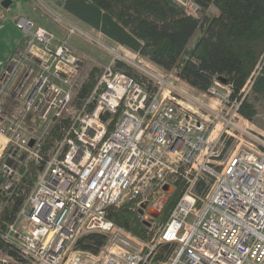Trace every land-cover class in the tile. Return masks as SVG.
Here are the masks:
<instances>
[{
  "label": "built area",
  "instance_id": "2783aa9c",
  "mask_svg": "<svg viewBox=\"0 0 264 264\" xmlns=\"http://www.w3.org/2000/svg\"><path fill=\"white\" fill-rule=\"evenodd\" d=\"M35 1L62 35L19 15L21 36L0 73V210L26 183L30 164L42 165L2 233L20 259L0 249V261L264 264V137L242 125V99L232 98V86L216 82L202 92L225 105L218 109L179 86L174 72ZM174 1L184 14L198 16L203 9L204 0ZM72 36L110 56L86 97L80 90L88 57L69 42ZM119 62L156 90L118 69ZM213 119L221 126L217 135V127L208 134ZM235 138L236 149L223 159ZM177 178H184L185 189L151 240L108 218L106 208L128 194L130 200L140 197L135 208L144 215L152 185L167 190ZM201 180L207 183L203 193ZM89 233L108 239L98 253L77 247ZM164 244L172 245L171 251L155 261Z\"/></svg>",
  "mask_w": 264,
  "mask_h": 264
},
{
  "label": "trees",
  "instance_id": "16d2710c",
  "mask_svg": "<svg viewBox=\"0 0 264 264\" xmlns=\"http://www.w3.org/2000/svg\"><path fill=\"white\" fill-rule=\"evenodd\" d=\"M3 1L0 0V7L7 12L15 0H11L8 8L1 4ZM57 6L109 39L174 72L201 92L208 91L216 82L231 85L232 98L242 99L240 112L254 121L256 108L242 89L252 78L251 92L264 95V0H204L198 16L182 13L174 0H57ZM259 67L262 70L258 73ZM117 68L156 90V84L131 67L119 62ZM98 72V67L88 70L81 97L89 94ZM41 168L42 165L30 164L26 183L5 197L0 210V249L15 259H20L18 249L6 242L2 233L15 220ZM175 187L176 192L163 203L160 215L165 211L167 217L180 199L183 181H175ZM206 187L205 181L198 182V191ZM125 202L108 206V218L149 239L154 229L144 224L138 210L131 207L132 201ZM107 240L104 234L89 233L78 239L77 247L98 253ZM171 249L172 245L164 244L158 258L165 259ZM0 264L14 263L0 261Z\"/></svg>",
  "mask_w": 264,
  "mask_h": 264
},
{
  "label": "rangeland",
  "instance_id": "374dc122",
  "mask_svg": "<svg viewBox=\"0 0 264 264\" xmlns=\"http://www.w3.org/2000/svg\"><path fill=\"white\" fill-rule=\"evenodd\" d=\"M46 3H49L50 5L55 6L56 8H58L59 10H61L63 13H65L67 16H69L70 18H72L74 21H76L77 23H79L81 26H84L86 28L92 29V27L88 26L87 24H85L84 22H82L81 20L77 19L76 17L72 16L69 12H67L65 9L60 8L57 5V1L56 0H43ZM9 7V6H8ZM7 7V8H8ZM214 6L211 8L213 9ZM0 11H2L0 13V20L4 19V21H9L7 24V30L9 31L11 28V24L15 23L16 25V17L20 14L29 16L31 18H34V16H38L40 17V21H37L36 18L35 20L37 21V23H41L43 26L47 27L50 30L55 31L57 34L62 35V30H60V27L53 22L48 16L47 14H45V12L42 10V8H40L39 6L36 5V1L35 0H15L14 3L9 7V10L6 12L5 8L0 7ZM10 25V26H9ZM18 29V28H17ZM19 30V29H18ZM110 41L113 43L115 41L111 40ZM69 42L80 52L84 53L88 58L86 61V69L84 70V77L85 80L88 78V70L91 69L92 67H98L99 68V72L96 74L95 76V80L97 78V76L99 75L101 68L103 65L107 64V62L110 60V56L108 54H106L105 52H103L102 50H100L99 48H97L96 46L86 42L84 39L77 37V36H72L69 38ZM127 48V47H126ZM5 56H9L10 54H6L4 53ZM147 58V57H145ZM148 59V58H147ZM263 71V70H262ZM181 80H177L176 83L179 84V86H181L183 89H187L188 91H190L191 93H193V95L195 96H199L201 99H203L206 103H212L213 105H215L218 109L221 108H225V105L223 103H221L218 98L216 96H211L210 94L205 95L196 90L193 89L189 86L188 83H180ZM217 88V85H216ZM219 89L221 91H225L224 88L219 87ZM247 94L250 98V100L252 101V103L254 104V107L256 108V116L254 121L251 120H247L245 119L243 116V120H242V125L245 126V123L248 124V126L250 128L253 129V131H255V133H258L260 135H262L264 137V95H255L251 92V88H247ZM238 102V101H237ZM236 102V103H237ZM231 106H228L227 108L229 109ZM202 113V112H200ZM217 127V121L216 120H212V122H209V131L208 134L211 132V130L213 128ZM218 129V131H217ZM221 126L219 125L216 128V132L215 135H217V133L220 131ZM239 138H235L231 141V144L226 146L225 150H224V155H223V159L227 156H229L237 147L238 145V140ZM30 167V166H29ZM181 180L184 183V187H183V191L185 189V180L184 178H177V179H172L170 181V183H167L168 185V189L167 190H162V189H157V185L156 183H154L152 185V187L150 188V190L148 191V194L150 195V202L148 205V208L146 209V212L144 215H142L139 211V214L141 216V220H147L151 222V225H145L149 228V229H154L152 234H149L150 238L147 240H151V238L154 236V234H156L160 227L168 220L171 212L169 211L167 213V217H165L166 212L164 211L163 214L160 215L161 213V209H162V205L163 203H167L169 201V199L171 198V195H173L176 192V187H175V181ZM205 190H203L202 192L199 193H203ZM140 197H136L133 200H130L129 194L126 195L121 202H119L118 204H123L125 201V203H127L128 201H132V205L131 207L135 208V205H137L138 201H139ZM160 216L159 219L155 220V218H158ZM134 234V233H133ZM137 235V234H135ZM139 236V235H138ZM143 239V238H142ZM145 240V239H144ZM161 252H163L162 247H158L156 254H155V261L156 259H158L160 261V259L158 258L159 255L161 254ZM165 254V253H164ZM169 254V252L167 253ZM167 257V256H166Z\"/></svg>",
  "mask_w": 264,
  "mask_h": 264
},
{
  "label": "crops",
  "instance_id": "0c3cea01",
  "mask_svg": "<svg viewBox=\"0 0 264 264\" xmlns=\"http://www.w3.org/2000/svg\"><path fill=\"white\" fill-rule=\"evenodd\" d=\"M20 15H23V14H20ZM35 18H36L37 21H40L39 15L37 17L34 16V19ZM8 22L9 21H4V19H1L0 20V73L2 71V68H3L4 63L8 60V58L12 54V51L16 47L17 41L19 40V38L21 36L20 31L15 26V23L11 24V28H10L9 31L6 29ZM39 24H41V23H39ZM4 53L10 54V55L9 56L8 55L5 56ZM263 73H264V70H263ZM179 80H181L180 83H188L187 81H185V80H183L181 78ZM189 86L191 88H193V89H196L195 87L191 86L190 84H189Z\"/></svg>",
  "mask_w": 264,
  "mask_h": 264
},
{
  "label": "water",
  "instance_id": "95a60500",
  "mask_svg": "<svg viewBox=\"0 0 264 264\" xmlns=\"http://www.w3.org/2000/svg\"><path fill=\"white\" fill-rule=\"evenodd\" d=\"M12 1L11 0H4L1 4L4 6V7H8L9 5H10V3H11ZM33 140L31 141V144H33ZM0 182H4V179L3 178H0ZM166 189H167V187H166ZM143 207H146V205H143ZM141 212H143V211H141ZM146 225H151V222L150 221H147V220H144L143 221Z\"/></svg>",
  "mask_w": 264,
  "mask_h": 264
},
{
  "label": "flooded vegetation",
  "instance_id": "af4514ba",
  "mask_svg": "<svg viewBox=\"0 0 264 264\" xmlns=\"http://www.w3.org/2000/svg\"><path fill=\"white\" fill-rule=\"evenodd\" d=\"M146 212V211H145Z\"/></svg>",
  "mask_w": 264,
  "mask_h": 264
}]
</instances>
